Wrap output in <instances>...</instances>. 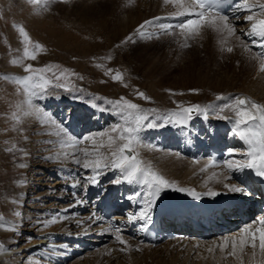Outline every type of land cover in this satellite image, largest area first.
<instances>
[{
  "label": "rangeland",
  "instance_id": "obj_1",
  "mask_svg": "<svg viewBox=\"0 0 264 264\" xmlns=\"http://www.w3.org/2000/svg\"><path fill=\"white\" fill-rule=\"evenodd\" d=\"M36 7L29 0H0V214H3L7 219L13 220V210L17 209L18 206L13 204L11 200L19 198L22 201V206L19 207V210L22 211L24 207L27 210L26 206L30 204V199L33 201L32 195L37 197L34 208L28 209L32 216L28 217L29 219L26 223L20 224L22 234L19 231L14 237L0 235V242L5 243L6 246L17 247L22 250L20 249L21 247L34 244L43 235L65 234L66 231L62 233L63 231L58 230L62 222L63 225L67 224L66 222L72 214L71 209L73 208L75 212L84 218L85 226L90 228L88 217L92 214L90 208L86 206V193L83 194L85 187H76L79 194H71V197L69 196L71 192L66 194L64 191L66 190L64 186L72 187L71 185L76 179H80L84 183L83 178L90 175V173L78 167L81 171H76L71 177L69 176L71 174H64L65 172L63 173L62 170L64 166L69 167L70 170L75 168L74 165L76 164L70 157L51 161L46 159V157L56 155L58 152H71L73 150L71 148L61 150L58 145V138L54 135L46 134L45 128L40 127V124L35 119L27 118L25 120L21 125L24 129L23 133L13 129V121L10 119V114L15 110V104L22 100L23 97L22 94L17 93L16 85L4 79L3 75L22 76L26 74L21 66L11 64V60L16 56L22 55L23 51V45L20 42L21 37L14 25H23L31 38L44 45L46 49V51L38 54L35 61L29 60L25 61V63H32L35 67L56 64L61 69H69L77 74L71 77L69 83L74 84L77 89H83V93L79 91L68 93L63 90H57L59 98L45 99L50 100L51 105V101H56V107L57 103H65L63 108L67 110H64V116H66L65 113L69 111L68 108L71 107L74 100H78L82 105L88 104V106H91V97L93 96L107 99L125 97L145 109H157L160 113L175 110L178 104H183L184 106L191 104L207 106L215 100L217 101L215 103H220L221 100H218L217 97L220 95L230 97L227 96L229 93L234 96L250 97L259 103H264V80L260 82L259 79L263 73L259 71L258 64L257 70L246 68V64L244 68H240V65L237 66L238 63L236 61L231 60L235 52H239L241 49L237 46L238 42L234 39L230 41V46L235 49L231 53L221 51L220 37L211 31H206L202 39L189 41L190 46L188 47H181L182 38L172 35H161L158 39L150 40L133 37L136 43H122L146 20L157 16L165 17L175 11L171 4L165 5L162 0H131V3L128 0H52L50 10L39 15L36 14ZM237 26L238 28L240 27V25ZM100 37H102V40L99 39ZM244 54L248 56V53L244 52ZM244 54L243 56H245ZM109 56L112 57L111 60L107 59ZM97 65H103V67H97ZM237 67L239 69H236ZM109 68L114 70L113 74L116 71L123 73L124 82L113 81L110 75H106L105 73ZM80 76L83 79H79ZM124 83H127L128 86L125 87ZM202 83H207L208 88L204 86L208 89L207 91L201 87ZM154 88L157 90H154ZM193 89L198 90V92H193ZM137 91L144 92L151 99L146 101L139 98ZM156 91H160L159 93L163 96L161 97H165L163 100L169 102L170 106L166 105V103L164 107L154 104L155 100L153 101V99H159ZM173 93L177 94L174 95ZM179 93L183 94L180 95ZM80 95H83V99L76 98ZM200 97L204 101L199 103L196 99ZM95 102L105 106L102 101L97 100ZM148 106H154V108ZM53 107L51 106L46 110L52 113L59 121L57 116L60 117V113L59 115L53 113ZM83 113L84 109H79L75 112V116L80 117L81 115L79 114ZM83 115H87V117L94 116V114L91 115L88 112ZM101 115L95 117H101L103 124L97 126L96 130L83 134L82 137L96 136L101 131L108 130L110 125L119 119L108 111L101 112ZM71 116L72 114H70L69 125L73 124L75 126L74 118L71 121ZM212 116L218 115L215 113ZM201 117L203 116L197 117L199 122ZM63 118L67 124L69 120H66V117ZM82 120L84 121V118ZM82 120L80 128L84 126H81L83 124ZM87 120L89 119L87 118ZM64 121L59 122L64 123ZM84 123L92 125V122L88 123L85 121ZM201 127L203 128V125ZM145 130V132H142L141 138L147 149L143 150V147L140 149L142 159L146 162H151L150 164L152 165L153 162H159L158 159L171 157L172 160L168 164L177 161L184 166L187 164L191 166L192 160L187 159L188 157L181 158L179 153L156 149L159 148L160 142L157 141L158 137L155 136L154 131L152 132L154 129ZM164 130L167 132L171 131L170 136L168 135V140H172L171 136L175 139L174 137L177 133L182 135L184 133L185 137H187V128L182 131L179 127L176 129L174 126H168ZM25 136L28 137L27 140L24 139ZM50 141L53 143H50ZM13 143L19 148H24L29 155L22 158L21 153L18 151H6ZM89 146L90 142L86 141L80 147ZM149 148L153 152L152 154L146 151ZM173 148L177 147L173 146ZM235 158L237 159L238 156ZM194 161L202 162L206 160L205 158H197L193 159ZM20 163H25L28 166L20 168L18 166ZM165 165L167 166V164ZM173 168L175 170V179L176 181L180 180L179 184H181V187L187 188L193 183L191 188L197 192H202L205 189L201 188L200 184L207 181L204 175H201L200 178L194 177L193 180V176L185 178L182 176L183 171L179 172L178 167ZM159 169L163 170L162 167ZM214 170L223 173L222 179L225 182L220 179L222 184H218L216 181L212 182L211 178L209 180L212 183L207 186V189L221 191L220 193L227 192L229 195L236 194L230 193L222 187L224 184L238 185L233 179L234 177L225 179L227 170L221 167L210 168L209 173ZM162 172L166 178L171 177L164 170ZM21 180L26 181L23 186L18 183ZM248 195L242 196L247 197ZM77 200H84L82 204L85 207L83 208L89 209L83 211V213L78 212L77 209L82 207L76 202ZM56 212L60 213L62 217H66V219L49 226H43L38 222L48 219L52 213ZM96 226L104 230L101 227V223L92 227ZM237 230L234 232H237ZM95 233L92 234L93 238H96V236L101 239L106 238L105 235H98L99 232ZM73 235L76 234L73 233ZM114 235L110 234L107 237L109 242H105L101 246L109 249L111 243H116ZM123 236L132 238L128 233L127 235L123 234ZM220 237L222 238V236ZM138 238L133 239L139 242ZM214 238L215 242H219L221 239L213 237L209 241L201 243L198 242L196 237L183 238V240L165 241L159 246H151L149 249L143 247L145 244L140 243L139 246L132 243L130 244L131 249L128 252H123L120 260L126 261V258H129V262L132 260L133 264L135 262L136 264H236L232 258L221 259V253L218 250L214 253L208 252L207 249L213 245ZM13 243L16 245L12 246ZM117 243L121 245L119 242ZM197 244L199 247H194ZM101 251H91L89 252L90 254L83 252V255H81L82 253H75L78 254V257L71 258L65 264H94L97 260H99L98 262L106 261L108 259L106 257L107 252L105 250L100 253ZM18 256L21 255H16L12 259H18ZM83 256L86 257L83 258ZM127 256L132 257L131 260ZM98 262L97 264H99ZM245 263L255 264L250 256L245 257ZM49 264L56 263L53 261ZM100 264H112V262Z\"/></svg>",
  "mask_w": 264,
  "mask_h": 264
},
{
  "label": "snow or ice",
  "instance_id": "obj_2",
  "mask_svg": "<svg viewBox=\"0 0 264 264\" xmlns=\"http://www.w3.org/2000/svg\"><path fill=\"white\" fill-rule=\"evenodd\" d=\"M36 5V14H42L50 10L52 0H29ZM131 3V0H128ZM165 5L171 4L175 11L165 17H153L140 24L135 32L127 37L122 43H136L133 37L143 40L158 39L161 35H172L182 38L181 47H188L189 41L202 39L206 31L216 33L220 37L221 51L228 53L235 49L230 46L233 39L238 42L245 53H249V59L257 61L259 71L264 73V0H163ZM175 20L176 23L165 22ZM236 21L249 24L247 30H240ZM21 37L23 45L22 55L11 60V64L23 68L25 75H3V78L16 85L18 94H22V100L15 104V110L11 112L10 119L13 121V129L23 133L21 125L27 118L38 121L45 128V133L58 138V145L61 150L71 148L73 151H61L56 155L48 156V160H61L71 158L76 165L86 170L90 175L85 176L84 183L76 179L71 185L75 187H85L87 184H99V177L105 171H116L119 176L112 183L136 184L144 191H137L129 200L143 201L138 213L129 215L132 222L143 221L142 229L147 231V225L151 222V214L157 201L166 191H176L186 193L195 200L203 197H217L222 193L209 189L204 193H199L192 188L180 187L175 181L168 180L164 175L156 171L153 166L141 157L140 148L144 147L141 133L145 129L165 128L168 126L179 127L184 131L194 116L208 118L210 111H215L220 119L230 120L233 124V135L245 144V149H227V158L218 161L215 157L210 158L200 171L206 172L209 168L221 167L228 173H244L246 170L256 177L264 180V103H259L250 97L220 95L218 100L226 101L221 106L191 104L184 106L178 104L175 110L160 113L157 109H145L141 105L134 103L125 97L119 99H107L105 97H91V106L98 108L101 112L108 111L119 117V120L106 131H101L96 136L74 137L68 128L58 122L52 113L42 106L47 98H59L57 90L68 93L77 91L83 93V89H77L69 81L77 74L69 69H61L59 65L47 64L42 67H35L32 63L25 61H35L38 54L46 51L45 46L34 41L23 25H14ZM151 29V30H150ZM249 39H244V38ZM253 47L259 51L253 52ZM111 60L112 57H107ZM103 67V65H97ZM109 68L106 75H110L113 81L124 82V74ZM79 79H83L82 76ZM127 87V83H124ZM193 92L198 90L193 89ZM176 95L177 93H173ZM182 95L183 93H179ZM137 96L143 100H150L142 91H137ZM83 99V95L76 97ZM102 101L103 105L95 101ZM230 111L231 117L222 113ZM28 139L27 136L24 137ZM86 141L90 142V147H80ZM50 143H53L50 141ZM155 147V146H152ZM8 152H19L22 158L29 155L24 148H19L15 143L7 148ZM236 156H242L236 159ZM198 163V161H194ZM20 168L27 167L25 163L18 165ZM223 173L213 172V178L220 182L218 177ZM225 179H231L230 175ZM18 183L23 186L26 181ZM224 188L230 193H245L244 187L235 184H224ZM18 208L13 210L12 215L16 220L7 219L0 214V230L18 233L23 219V212L19 210L22 201L15 198L11 201ZM78 204L84 201H77ZM43 215V214H42ZM66 217L60 213H52L48 219L38 221L43 226L55 224ZM92 223L102 221L104 218L95 212L88 217ZM77 223H81L77 221ZM91 226V225H89ZM106 231L114 232V240L123 247L121 252H128L131 246L125 240L119 227L113 229L111 225ZM66 247V246H64ZM194 247H199L195 245ZM139 250V248H137ZM209 253L217 250L221 253V259L232 258L236 264H245V257L250 256L255 264H264V215L257 217L254 221L242 226L234 234L225 235L219 242H213L208 249ZM11 251L5 243L0 242V255ZM111 253L109 252V255ZM258 258V259H257Z\"/></svg>",
  "mask_w": 264,
  "mask_h": 264
},
{
  "label": "bare ground",
  "instance_id": "obj_3",
  "mask_svg": "<svg viewBox=\"0 0 264 264\" xmlns=\"http://www.w3.org/2000/svg\"><path fill=\"white\" fill-rule=\"evenodd\" d=\"M163 1V0H162ZM235 23H237V25H240V27L238 28V31H240V30H247V28L250 26L249 24H247V23H244V22H241V21H236ZM95 38V37H94ZM96 39V38H95ZM100 40H102V37H100L99 38ZM245 39V38H244ZM95 41V40H94ZM98 46V45H97ZM89 51V50H88ZM243 54H244V52H243V50L242 49H240L239 50V52H235V54H234V56H232L231 57V60L233 61H236L237 63H238V65L237 66H239L240 65V68H244V66H245V64H246V68H249V69H256L257 70V66L259 65L258 64V62L257 61H253V60H250L249 59V53H248V56L247 55H245V56H243ZM243 59H244V61H243ZM242 61H243V63H242ZM214 62V61H213ZM258 64V65H257ZM236 69H239V67H237ZM255 70V71H256ZM249 76H251V75H249ZM262 77H263V79H262ZM249 78V77H248ZM258 78H259V76H258ZM260 82H261V80H264V73L263 74H261L260 75ZM199 86V85H198ZM204 86H206L207 87V83H202V85H201V87L205 90V91H207L208 89V87L206 88V87H204ZM249 86V85H248ZM215 88H216V86H215ZM227 88V87H226ZM228 89V88H227ZM229 89H231V88H229ZM154 90H157V89H155L154 88ZM220 90V89H219ZM216 91H218V90H216ZM160 91H156V94H157V97L159 98V99H153V101L155 102L154 104H156V106L158 105V106H160V107H164V104L166 103V105H168V106H170V104H169V102H166V100H163L164 98H162L163 96H162V94L161 93H159ZM228 92H230V91H228ZM229 94H231V95H229ZM229 94H227V96H230V97H232V96H234L232 93H229ZM162 96V97H161ZM236 96V95H235ZM203 97V96H202ZM202 97H200V98H197L196 100H197V102H203L204 100L203 99H201ZM194 98V97H193ZM50 100H45V101H43L42 103H43V107L44 108H47L48 106H51V104H50V102H49ZM216 101V100H215ZM215 101H213V102H211L209 105H215V106H221V105H223L224 103H226V101H220V103H215ZM217 102V101H216ZM64 104L65 103H57V107H59V110L58 111H61L62 110V108L64 107ZM149 104V103H148ZM190 104V103H189ZM145 107H147V106H145ZM148 107H152V108H154V106H148ZM172 108V107H171ZM79 109H84V113L83 114H85L86 112H88L89 114H91V115H93L94 114V116H97V117H99L100 115H101V112H100V110H98V108H93L92 106H88V104L87 105H82V104H80L79 103V101L78 100H74V102L71 104V107H69L68 108V112L67 113H65L66 115H70V114H72V116H71V121H72V118H74L73 119V122L77 125V124H80L81 123V120L83 119V118H88L89 119V117H87V115L86 116H84L83 114H79V115H81L80 117H77V116H75V112L76 111H78ZM57 111V112H58ZM73 112V113H72ZM168 112V111H167ZM216 112L215 111H210L209 112V114H208V118L207 119H204V117H201L200 118V122H202V123H206L211 117L213 118L214 117V119L215 118H218V119H220L218 116H212V115H214ZM222 115H224V116H228V117H231L233 114L230 112V111H226V112H224V113H222ZM115 116V115H114ZM116 118H117V116H116ZM119 118V117H118ZM117 118V119H118ZM32 119V118H31ZM33 120V119H32ZM119 120V119H118ZM94 121V120H93ZM226 123H227V126H229V127H232L233 126V124L230 122V120H224ZM82 122H83V120H82ZM40 127H44L43 125H39ZM91 125H88L87 123H84V128H85V130H86V128L87 129H89V127H90ZM199 128H202V127H199ZM43 129V128H42ZM177 129V128H176ZM187 129H189V125H188V127H187ZM146 130H144L143 132H145ZM166 131V130H165ZM208 131H210V130H208ZM207 131V132H208ZM153 132V131H152ZM180 132V131H179ZM200 132V131H199ZM166 133L170 136V133H171V131H166ZM212 133H214V132H210L209 133V135H211ZM142 134V133H141ZM152 135V134H151ZM182 134H180V136H181ZM183 135H185L184 133H183ZM193 135L194 136H190L189 138H187L186 139V141H188L189 139H190V141L188 142V144H187V146H185L184 147V151H186L187 150V147H189V150L190 151H192V152H194V154H195V152H196V150L198 149L197 148V146L198 145H201V146H203L204 148H206V144H208V139L207 140H205L204 138H201L202 136H199L198 135V133L197 132H194L193 133ZM208 135V136H209ZM144 136V135H143ZM178 136H179V134L178 135H176L174 138L175 139H173L172 138V140H170V143H169V147L168 148H172L173 146H176L177 148H178V146H180L181 145V143H180V139L178 138ZM207 136V137H208ZM186 138V137H185ZM195 138H196V141L195 142H193L194 140H195ZM237 138V137H236ZM235 139V138H234ZM143 140V139H142ZM145 145V144H144ZM239 146H241V148L244 150L245 149V144L243 143L242 145H239ZM90 147V146H89ZM141 149V148H140ZM145 149H147V147H143V150H145ZM146 151H148L150 154H152L153 152H151V150H150V148H149V150H146ZM145 151V152H146ZM169 157V156H168ZM187 159H189V160H191V158H190V156L187 158ZM170 160H172L171 159V157H169V158H163V159H158V161L159 162H153V164H152V166L155 168V170H158V172L159 173H161L162 175L164 174L162 171L164 170L165 172H167V173H169L170 175H171V177L170 178H167L168 180H170V181H175L180 187H181V184H179L180 182V180L179 181H176V179H175V170H174V168L173 167H178V169H179V172L181 171H183V174H182V176H184L185 178L187 177V176H193V180H194V177H198V178H200L201 177V175H204L205 176V180H207L206 182H201L200 184H201V188H205L202 192H199V193H204V192H206V191H208V187L207 186H209L212 182H217V179L216 178H213V176H212V174H213V172H215V173H220V172H218L217 170L215 171H213L212 173H209V169L206 171V172H201L200 171V168L201 167H203L204 166V164L205 163H207V161L209 160V158L206 160V161H202V162H198V163H194L193 161V163L191 162V166H189L188 164L186 165V166H184L183 164H180L179 162H177V161H173L172 163H170V164H168V162L170 161ZM200 160V159H199ZM152 161V160H151ZM151 163V162H150ZM156 163V164H155ZM165 164H167V166L165 165ZM164 165V166H163ZM163 168V170H161V169H159V168ZM213 170V169H212ZM227 175H230L231 177H232V175L230 174V173H228L227 172ZM222 176L223 175H220L219 177H218V179H219V181L220 182H217L218 184H222V182H221V180L220 179H222ZM212 178V179H211ZM209 179H211V181L209 180ZM196 181V180H195ZM194 181V182H195ZM208 181H210V182H208ZM222 181H224L223 179H222ZM225 182V181H224ZM224 184V183H223ZM193 185V183L192 184H190L189 186H187V188H191V186ZM219 186V185H218ZM220 187V186H219ZM222 187H224V186H222ZM135 188H136V192L137 191H139V186H135ZM221 192V191H220ZM223 192V191H222ZM247 192V191H246ZM227 193V192H226ZM228 194V193H227ZM233 195H235V196H238V197H242V198H245L244 196H242L241 194H238V193H236V194H230V196H233ZM69 196H71V194H69ZM227 196V195H226ZM248 196H250V195H248ZM247 196V197H248ZM75 197V196H74ZM31 198H33L32 200L33 201H31V199H30V201H29V203L30 204H28L27 206H26V208H27V210H25V207H24V210H22V212H23V219H22V223L21 224H24V223H26V221L29 219L28 217L31 215V212H30V210H28V209H31L32 207L34 208V203H36V201H35V199H37V197L35 196V195H32V197ZM12 201V200H11ZM174 201H179V203H186V204H188L189 205V203L190 204H196V203H199V202H207V203H209V202H211V198L210 197H207V196H205V197H203L201 200H195L192 196H190V195H188V194H186V193H182V192H176V191H166L163 195H162V198H161V200H159V201H157V203H156V205H155V208L153 209V211L155 212L156 211V209L159 207V206H161V204H163V206H164V208L162 209V211L164 212V213H168L169 211H170V207H171V205H172V203L174 202ZM162 202V203H161ZM245 203H248L247 204V207H248V209H249V211L251 212L252 211V209H253V207H254V205L252 204V202H249V201H247V202H245ZM66 208V207H65ZM68 208V207H67ZM72 210V214L70 215V217H69V219H68V221L66 222L67 224L66 225H63V222H62V224H60L61 226L59 227L60 229L58 230V231H63L62 233H64V231H66L65 232V234H60V235H52V236H49V235H43V236H41L36 242H34V244H32V245H25V246H23V247H21L20 249H22V250H19L17 247H10V246H7L9 249H11V251H9V252H7L6 254H3V255H0V264H49L50 262H55L56 264H65V263H67L66 261H69V259H71V258H76V257H78L77 255L78 254H75V253H82L81 255H83L84 253L83 252H86V251H83V247H82V245H83V243H87V242H89L90 244H98V243H101V244H103V243H105V242H109V240H107V237L110 235V234H115V233H113V232H109V231H106V227L105 226H101V227H103V228H105L104 230H102V229H99V227L98 226H96V227H92L93 225H95V224H98V223H100L101 221H97L96 223H92L91 221L89 222L90 223V225L91 226H89L90 228H88V227H86L85 225H86V223H85V221L83 220L84 218L83 217H81V215L79 214V213H77V212H75V209L73 208V209H71ZM79 211V210H78ZM154 212H152V213H154ZM233 213V212H232ZM132 213H127V215H128V217H129V215H131ZM32 216V215H31ZM101 216V215H100ZM17 218L16 217H14V219L13 220H16ZM86 219V218H85ZM120 220H122L121 221V223H123V221H125V222H127L128 223V225H127V227H126V232L128 233V230H129V224L132 222V221H129V219L128 218H126V217H120ZM63 221V220H62ZM65 221V220H64ZM77 221H80L81 223H77ZM83 221V222H82ZM87 222V221H86ZM135 223V230L138 228H140V226L143 224V221H138V222H134ZM88 226V225H87ZM92 227V228H91ZM39 228V227H38ZM37 229V228H36ZM95 232H99V234L98 235H105L106 236V238L105 239H101L100 237H97L96 235V238H88L89 236H91L92 234H96ZM20 234H22V232L20 231L19 232ZM74 233V234H76V235H73L72 236V234ZM127 233H126V235H127ZM234 233H236V232H233V233H230V234H234ZM16 234H18V233H12V232H7V231H4V230H0V235H4V236H6V235H8V236H15ZM71 234V235H70ZM128 235H129V233H128ZM85 236V237H84ZM140 236H141V233L139 234V242H138V240H136V239H133V238H128L127 236H124V238H125V240H127L128 241V244L130 245V244H132V243H134V244H137V245H139L140 246V243L142 244V241H141V239H140ZM19 237H21V236H19ZM49 237V238H48ZM84 237V238H83ZM221 237H218L217 239H220ZM88 239H90V240H88ZM186 239V238H185ZM184 239V240H185ZM23 240V239H22ZM104 240V241H103ZM106 240V241H105ZM160 240H161V238H160ZM181 240V239H180ZM183 240V239H182ZM214 241H215V238L213 239ZM186 241V240H185ZM18 244V243H17ZM14 245H16V244H14L13 243V245L12 246H14ZM151 245L152 244H150V243H146V245H144L143 247L144 248H146V249H149L150 247H151ZM64 246H66V247H64ZM102 247V246H101ZM99 248L98 247V250H102L100 253H103L105 250V252H107V256L106 257H108V259L106 260V261H104V260H102V261H100V262H98L99 260H97L96 261V263H94V264H97V262L100 264V263H103V262H105V263H110V262H112V264H130V263H134V262H132V260H131V258L133 257V255H132V257H130V256H127V257H130V260H131V262H129V258L127 259L126 258V261H121L120 259H121V257L123 256V252H121L119 249L121 248V247H123L122 245H118V243L116 242H114V243H111V245L109 246V249H105V247H102V248ZM142 247V246H141ZM153 247V246H152ZM106 248H108V247H106ZM145 250V249H144ZM91 252V251H90ZM109 252L111 253L110 255H109ZM146 252V251H145ZM87 253H89V251L87 252ZM90 254V253H89ZM132 254V253H131ZM130 254V255H131ZM16 255H21V256H18V259H12V258H15V256ZM128 255H129V253H128ZM126 256V255H125ZM125 256H124V258H125ZM20 257V258H19ZM86 257V256H85ZM84 256H83V258H85ZM144 258V257H143ZM82 259V258H81ZM78 260V259H77ZM85 260V259H84ZM100 260H101V258H100ZM133 260H135L134 258H133ZM248 260V259H247ZM252 260V259H251ZM113 261H114V263H113ZM249 263V262H248ZM84 264V263H83ZM135 264H136V262H135ZM246 264V263H245ZM252 264V263H251Z\"/></svg>",
  "mask_w": 264,
  "mask_h": 264
}]
</instances>
